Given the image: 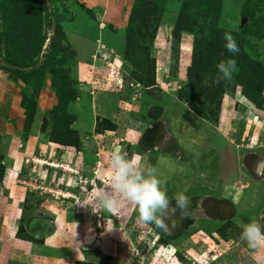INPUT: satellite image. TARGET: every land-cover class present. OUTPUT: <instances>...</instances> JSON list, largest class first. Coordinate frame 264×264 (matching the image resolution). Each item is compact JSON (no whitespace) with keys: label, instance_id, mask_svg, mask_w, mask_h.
I'll use <instances>...</instances> for the list:
<instances>
[{"label":"rangeland","instance_id":"1","mask_svg":"<svg viewBox=\"0 0 264 264\" xmlns=\"http://www.w3.org/2000/svg\"><path fill=\"white\" fill-rule=\"evenodd\" d=\"M135 1L43 0L19 28L0 24L16 60L44 37L36 74L0 68V235L4 222L31 237L45 257L26 264L54 258L39 253L43 228L70 240L60 264H264V244L249 249L239 227L264 222V0ZM226 59L237 71L216 84ZM117 146L157 167L170 198L186 190L171 233L138 223L130 203H92Z\"/></svg>","mask_w":264,"mask_h":264},{"label":"clouds","instance_id":"2","mask_svg":"<svg viewBox=\"0 0 264 264\" xmlns=\"http://www.w3.org/2000/svg\"><path fill=\"white\" fill-rule=\"evenodd\" d=\"M223 40L230 54L235 56L239 53L240 48L231 33L225 32ZM217 70L214 83L232 81L237 71L235 59L221 60ZM109 167V188L98 187L92 196V203L97 209L113 213L123 203H130L136 208L138 223L154 225L165 233H171L178 227L177 212L180 219L187 216L191 201L185 194L186 190L170 198L165 187L166 181L160 178L157 167L147 163L143 155L129 157L123 148L117 146L109 154ZM239 227L240 241L246 243L249 249L255 250L264 244V222L253 218L247 223L239 222Z\"/></svg>","mask_w":264,"mask_h":264},{"label":"trees","instance_id":"3","mask_svg":"<svg viewBox=\"0 0 264 264\" xmlns=\"http://www.w3.org/2000/svg\"><path fill=\"white\" fill-rule=\"evenodd\" d=\"M42 2L43 0H19V1H14L12 0H0V24L2 28H9V27H14V28H19L21 24H25L27 21L31 20L32 18L39 16L41 13V10L44 8L42 7ZM136 5H139V1L136 0ZM18 17L21 20H15V18ZM35 35L36 41H33V44L31 45L32 47L30 48V51L27 53V55L24 57L22 56L21 58H18L17 60L15 59V53L13 49L6 43L2 44L1 39L3 38L4 34H0V49L2 50V56H3V62L0 63V68L2 69H7L9 68L10 70H15L14 67L11 65H16V66H21L25 67L24 65H31L32 69L27 72L26 74L28 75H34L39 71V68L36 67V61L39 55L40 50L42 49L43 42H44V37H42L40 34V29L38 28L33 32ZM32 33V34H33ZM261 34L264 36V31H261ZM260 34V35H261ZM6 36V35H5ZM18 54V53H17ZM20 56V55H19ZM1 60V59H0ZM46 63H41L40 66L41 68L45 69ZM49 65V64H48ZM41 76V75H40ZM52 78L56 81L58 80V73L52 72ZM256 81V80H254ZM58 85H56V89L58 91V100L59 103L61 104V109L57 113L58 115V120L61 122L62 125V120L66 118L65 116L61 117V114L63 115L62 106L65 104L67 98V95L64 91V87L62 84H60V80L58 81ZM255 84L252 83L251 85ZM250 97V96H249ZM252 98V97H251ZM51 140L55 143H61V144H67L66 140L61 139V138H54L53 136L50 137ZM1 178V177H0ZM16 236L21 239L25 240H30L31 237H20V229L17 230Z\"/></svg>","mask_w":264,"mask_h":264},{"label":"crops","instance_id":"4","mask_svg":"<svg viewBox=\"0 0 264 264\" xmlns=\"http://www.w3.org/2000/svg\"><path fill=\"white\" fill-rule=\"evenodd\" d=\"M12 226L13 225L5 224L4 222L1 225V228L4 229L5 232L0 235V256L1 254H3L4 257H6V260H3L2 257H0V264H26L24 263V261H20V256L22 259L24 258L23 260H25V258L28 256L32 257V259L34 257L40 258L41 255L36 253L34 249L35 247H33L32 243L24 239L18 238L16 236L18 228L14 229ZM42 231V236H44V240L42 244H38L40 248L39 251H41L39 253L45 255H52V257H54L49 258L48 263L60 264L63 261L68 262V260H71L69 251L70 246L67 243L70 240L67 238V236L55 230H48L47 232L43 228ZM39 234L40 235L38 236H40V238L37 237V239H42L41 233ZM4 261L5 263H3Z\"/></svg>","mask_w":264,"mask_h":264}]
</instances>
